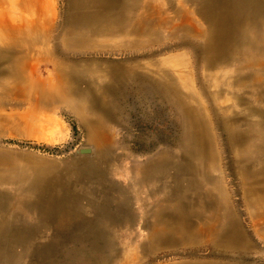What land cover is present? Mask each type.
<instances>
[{"label":"rangeland","instance_id":"374dc122","mask_svg":"<svg viewBox=\"0 0 264 264\" xmlns=\"http://www.w3.org/2000/svg\"><path fill=\"white\" fill-rule=\"evenodd\" d=\"M46 1L50 4L46 19L49 21L50 13H53L56 17L54 26L63 25L69 0ZM185 6L197 24L204 27L206 22L197 13L196 3L189 0ZM163 34L166 33L163 31ZM118 40L108 46L95 44L73 54L71 51L62 54L68 56L65 57L67 62L75 61L85 69L80 83L84 93L80 95V92L75 98L85 100L88 93L85 88L89 83L93 107L81 104L77 108L79 111L57 103L42 109L20 99L18 94L0 92V167L8 169L16 177L21 172L28 175L43 171L38 176L48 181L42 193L37 191L38 183L27 186L28 181L25 180L0 182V196H3L0 218L16 224V228L24 226L31 230L39 219L29 202L37 193L48 203V210L51 207L56 209L52 215L50 212L43 217L46 223L52 224L67 213L76 226L80 225L78 231L82 230L83 223L99 227L97 234L110 248L102 256L97 255L96 258L102 259L95 264H264V223L255 216L256 210L252 205L247 203L241 177L234 164L240 146L235 148L229 144L227 135L217 125L212 102L206 100L199 87L201 79L208 74L199 62L196 50L199 41L190 38V44L182 46L178 41L162 38L139 48ZM180 54L184 55L185 61L179 62L177 69L188 73L191 91L199 94L208 117L212 118L213 145L219 155L217 175L222 180L224 197L221 190L211 189L212 185L207 181L204 189L196 186L190 174L184 175L186 182H181L183 189L178 191L175 188L174 164L169 158L162 165L142 170L144 162L160 155H173L182 165L187 161L180 149L183 136L181 120L175 109L150 86L160 77L156 73L160 63L173 71L168 58ZM56 56L59 59L63 57L60 53ZM43 66L41 72L34 74L37 82V77L47 79V74L50 77L53 74L47 61ZM111 66H115L112 76L109 75ZM232 69L235 68L226 70ZM131 71L133 76H127ZM215 72L219 78L222 71L217 69ZM115 75L118 79H114ZM6 77L0 73V80ZM224 78H220L219 83L231 85L233 79ZM210 80L211 84L215 82ZM248 81L243 78V82ZM215 90L210 86V93H215ZM249 90L243 89L239 93L251 100ZM29 100L34 99L30 97ZM216 101L217 107L222 103L220 111H215L219 114H231L232 110L240 111L245 106L236 104L233 94L227 92ZM96 104L103 109L97 111L100 107ZM106 106L110 117L103 114ZM79 113L88 119L104 116L98 130L104 138L107 136L102 147L96 146L92 131ZM20 115H24L25 121ZM238 120L233 125H239L243 130L247 121ZM82 149L89 152L80 153ZM190 181L192 183L188 184ZM215 197L220 205L219 211H213ZM179 202L184 203V210L189 211L186 220L189 227L182 237L171 230L170 224L175 226L176 222L167 220L175 214ZM211 214L213 219L206 217ZM230 219L237 221V230L248 243V249L244 239L237 249L218 244L216 230L228 229ZM160 220H167V225ZM163 226L166 229L159 234L160 238L151 239L155 227ZM192 231L194 234L189 237ZM49 235L47 232L30 234L26 241L16 244L10 240L7 243L10 250L6 254L4 252L0 264H51L47 261L51 257L62 259L60 264H76L79 255H72L66 261L63 249L55 246L53 240L56 239Z\"/></svg>","mask_w":264,"mask_h":264},{"label":"bare ground","instance_id":"6f19581e","mask_svg":"<svg viewBox=\"0 0 264 264\" xmlns=\"http://www.w3.org/2000/svg\"><path fill=\"white\" fill-rule=\"evenodd\" d=\"M187 1L189 0H69L65 22L55 27L56 17L53 13H50L49 21L46 19L49 1L0 0V64L5 63L0 66V73L7 76L5 80H0V92L18 94L20 99L30 101L33 107L39 106L42 109L51 108L57 103H64L71 110H76L81 104L90 108L94 103L89 98L92 94L89 83L85 88L88 89L85 100L75 98L83 91L80 83L83 81L82 74L85 69L80 68L75 61L67 62L65 57L68 56L62 54H69L67 51L73 54L95 44L108 46L118 39L141 48L162 38L187 46L190 38H195L199 41L196 50L199 52L200 65L208 72L201 79L199 87L206 100L212 102L213 111H220L222 103H218L217 107L216 99L225 92L233 94L236 104L245 105L240 111L232 110L231 114L213 112V115L221 131L227 135L229 144L235 148L240 146L237 148L239 155H235L234 164L241 177L247 203L252 205L256 210L255 216L264 223V0H190L196 3L197 13L205 20L204 27L199 26L192 17L191 11L185 6ZM133 35L138 38L131 39ZM58 53L63 57L59 59L56 56ZM180 55L168 58L172 62L173 71L160 63L156 70L160 77L153 80L150 86L175 109L181 120L183 136L180 149L187 161L182 165L173 155H160L144 162L142 170L162 165L169 158L174 164L175 188L178 191L183 189L180 184L186 182V174H190L193 183L201 189H204V182L207 181L211 183V189L220 191L223 185L217 175L219 155L215 153L213 145L212 118L210 120L208 117L199 94L191 91L188 73L177 69L179 62L185 61L184 55ZM46 61L53 74L51 77L47 74V79L37 77V82L34 74L40 69L43 70ZM231 67L235 69L226 70ZM217 69L222 71L219 78V74L215 72ZM114 70L115 66H111L109 75ZM127 76H133V72ZM224 76L233 79L231 85L219 83V79ZM210 78L215 80L213 84ZM243 78L249 81L243 82ZM114 79L118 77L115 75ZM210 86L216 88L215 93H210ZM243 89L250 91L251 100L239 93ZM30 97L34 100H29ZM96 106L100 107L98 104ZM102 109L100 107L97 111ZM79 114L92 131L91 137L96 140V146L102 147L107 136L104 138L98 130L101 128L100 124H103L104 116L88 119L82 113ZM103 114L110 117L107 106ZM20 117L25 121L24 115ZM238 119L247 121L243 130H240L239 125H233ZM11 167L13 168L12 165ZM41 174L43 171L28 175L21 172L16 177L8 169L0 167V182L25 180L28 181L27 186L29 183H38L40 185L37 191L42 193L48 181L44 179V182L38 176ZM221 195L224 197L222 190ZM40 197L36 193L29 202L39 219L31 230L24 226L16 228V224L0 218V258L4 252L6 254L10 250L7 244L10 240L16 244L26 241L30 234L32 236L47 232L56 239L53 240L56 244L54 245L63 249L66 261L72 255H79L76 264H95L102 259L96 257L102 256L110 247L97 234L99 227L96 224L83 223L82 230L78 231L80 225L76 226L67 213H61L63 218H58L52 224L46 223L43 217L50 212L52 215L56 209L51 207L48 210V203ZM2 198L1 195L0 200ZM212 203L213 211H219L220 205L216 197ZM183 204L177 203L175 214L167 217V220L176 222L175 226L170 224L171 230L181 237L189 227L186 221L189 211L184 210ZM1 206L0 204V217ZM213 216L206 215L212 219ZM167 220L160 222L167 225ZM227 228L216 230L218 244L237 249L244 239L237 230V221L228 220ZM165 229L164 226L155 227L151 239L158 240L159 234ZM193 234V231L190 232L189 237ZM248 246L245 241L247 249ZM61 260L54 257L47 259L51 264H60Z\"/></svg>","mask_w":264,"mask_h":264},{"label":"water","instance_id":"95a60500","mask_svg":"<svg viewBox=\"0 0 264 264\" xmlns=\"http://www.w3.org/2000/svg\"><path fill=\"white\" fill-rule=\"evenodd\" d=\"M88 152L89 150H84V149L80 150V153H88Z\"/></svg>","mask_w":264,"mask_h":264}]
</instances>
